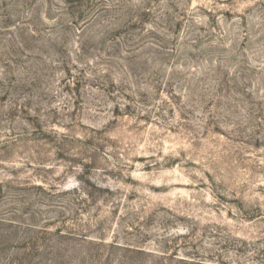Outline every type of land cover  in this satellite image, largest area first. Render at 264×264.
Masks as SVG:
<instances>
[{
  "label": "rangeland",
  "instance_id": "1",
  "mask_svg": "<svg viewBox=\"0 0 264 264\" xmlns=\"http://www.w3.org/2000/svg\"><path fill=\"white\" fill-rule=\"evenodd\" d=\"M0 264H264V0H0Z\"/></svg>",
  "mask_w": 264,
  "mask_h": 264
}]
</instances>
